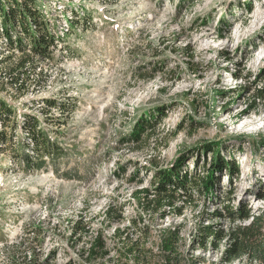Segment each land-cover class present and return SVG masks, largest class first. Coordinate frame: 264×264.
Masks as SVG:
<instances>
[{
    "label": "rangeland",
    "instance_id": "374dc122",
    "mask_svg": "<svg viewBox=\"0 0 264 264\" xmlns=\"http://www.w3.org/2000/svg\"><path fill=\"white\" fill-rule=\"evenodd\" d=\"M29 7L54 38L65 36L61 22L77 18L48 59L25 35L22 50L0 38V99L13 110L0 121V264H264V98L256 96L264 90V0ZM27 55L33 68L17 88L9 71ZM36 120L64 155L30 150L44 164L25 170L22 149L33 143L22 128ZM220 157L234 159L239 176L221 175L211 193L180 189L162 208L136 196L154 192L156 173L179 159L199 178ZM238 207L252 212L249 220L229 217ZM253 216L257 249L229 261L237 229ZM168 231L173 252L162 243Z\"/></svg>",
    "mask_w": 264,
    "mask_h": 264
},
{
    "label": "trees",
    "instance_id": "16d2710c",
    "mask_svg": "<svg viewBox=\"0 0 264 264\" xmlns=\"http://www.w3.org/2000/svg\"><path fill=\"white\" fill-rule=\"evenodd\" d=\"M26 2L24 5H20L18 0H0V19L2 22L3 32L0 33V38L4 37L6 39L9 47H13L15 44L16 49L22 50V42L24 41L22 38L24 35L28 38L30 42L31 51L35 54H38L39 57L43 56L46 59L50 57V49L54 47V35H52L49 31V24L47 21L43 22L44 28L40 21L44 18L43 15L37 13L35 10L29 7V5L34 4L37 0H23ZM40 17V20H39ZM75 21H71L73 24ZM39 23L41 28L39 27ZM71 24V25H72ZM17 27H20L22 32H16L17 35H14V31L17 30ZM34 30H37L39 34H36ZM23 35V36H22ZM24 37V38H26ZM23 51H25L23 49ZM29 55L27 58L20 60L16 68H13L9 71L11 81H15L12 85L18 87H22L23 83H27L26 77L29 78L28 75L25 76L26 71L28 69L33 68V66H27L29 62ZM26 81H25V80ZM19 85V86H18ZM257 98H264V90H257L256 94ZM53 108L59 106L56 102H50ZM13 110L9 107V105L2 99H0V121L3 118H8L12 114ZM165 115V114H162ZM39 122L36 120L33 126L29 129L26 127V124L22 129L26 130V134L32 140L33 145L28 144L26 147H23V163L25 170H31L33 168L40 169V167L44 164V162H39L38 157L33 154H30V150L36 155L38 153H43L41 155V159L44 156L51 158H58L61 155H64L63 149H61L55 142H51V139L48 138L47 133H44L41 130H38ZM152 127V126H151ZM136 129L138 134L144 131L143 126L139 123L136 125ZM136 131V130H135ZM4 138H6V134L0 131V139L1 142L4 143ZM44 151L45 155H44ZM186 159H179L176 161L172 169H164L157 174V185L158 187L154 192L151 189H139L136 191V196H144L147 198L148 204H158L159 207H170L171 203L176 202L177 193L180 189L184 190L183 195L192 196L193 191H198L201 195H206L207 193H211L214 188L218 187L221 183V175L227 174V177L230 181L236 179L235 177L239 176L238 166L234 159L225 160L222 157L216 159L213 163L212 167H209L207 170H204L203 177L199 176L196 178L197 172H195V176L192 178L188 175V172L183 173V165L185 166ZM26 163V165H25ZM30 168V169H27ZM219 174V176H217ZM264 198V196H263ZM228 215L234 221H246L250 219L252 212H250L247 208L238 207L237 211L228 210ZM218 218L223 217L220 212H214L213 216ZM253 215V214H252ZM259 222V218H254L250 224V226H242L237 229L236 237L239 240L238 244H234V249L238 246L234 255L229 256L228 260L241 259L243 255L250 254L251 251L257 249L258 237L260 236L258 230H256L257 223ZM80 221H76L74 225V230L78 233V230L82 231ZM203 231L207 232L205 236L213 233L211 227H202ZM176 233L172 231H168L166 235L163 236L162 243L164 244V250L167 252H173V242L174 235ZM214 235V234H213ZM215 237L217 235L215 234ZM100 244L99 239L96 241V245ZM96 248L92 246L89 249V256L95 251ZM243 251V253L241 252ZM260 252V251H259ZM254 255V254H253ZM264 255V254H263ZM254 257H256L254 255ZM259 258V257H256Z\"/></svg>",
    "mask_w": 264,
    "mask_h": 264
},
{
    "label": "built area",
    "instance_id": "2783aa9c",
    "mask_svg": "<svg viewBox=\"0 0 264 264\" xmlns=\"http://www.w3.org/2000/svg\"><path fill=\"white\" fill-rule=\"evenodd\" d=\"M59 7V9L61 8V7H63V6H58ZM62 11H64V10H60V12L62 13ZM71 13H73V11L71 12ZM75 18H77V16L76 15H74L73 14V18H69V20H74ZM69 20H65V21H63V22H61L60 24H61V26L64 28V29H62L61 31H66V33L68 32V30H69V26H70V21ZM65 23V24H64ZM1 30H2V28H1ZM2 32H3V30H2ZM61 33H63V32H61ZM65 33V34H66ZM64 34H62V36H63ZM6 40V39H5Z\"/></svg>",
    "mask_w": 264,
    "mask_h": 264
},
{
    "label": "bare ground",
    "instance_id": "6f19581e",
    "mask_svg": "<svg viewBox=\"0 0 264 264\" xmlns=\"http://www.w3.org/2000/svg\"><path fill=\"white\" fill-rule=\"evenodd\" d=\"M212 47H213V46H212ZM242 113H243V111L240 112L238 115H236L234 118L237 119Z\"/></svg>",
    "mask_w": 264,
    "mask_h": 264
}]
</instances>
